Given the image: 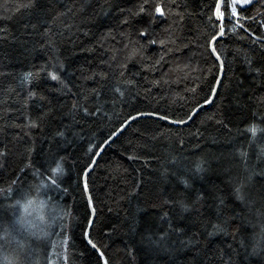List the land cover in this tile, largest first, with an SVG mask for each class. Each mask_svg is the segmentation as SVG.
I'll return each mask as SVG.
<instances>
[{
  "label": "snow or ice",
  "instance_id": "6c2138e0",
  "mask_svg": "<svg viewBox=\"0 0 264 264\" xmlns=\"http://www.w3.org/2000/svg\"><path fill=\"white\" fill-rule=\"evenodd\" d=\"M36 7V0H28L16 8L0 5V41H7L12 35L9 22L14 20L16 13L22 8L31 10ZM253 10L254 14H247ZM209 12L208 28L200 33L197 40L201 49L199 54L208 65L207 75L211 77L207 80V90L202 99H194L183 115L133 108L101 142H89L83 158L75 162L78 164L76 184L84 201L80 227L85 248L80 255L84 257L91 253L87 264H112L107 245L93 236L97 208L90 186L92 174L98 167V158L105 147L143 119L154 123L165 121L170 126H187L205 105H212L219 98L226 63H239L253 82H264V0H214ZM59 15L45 22L40 40L36 42L52 50L49 59L39 65H31L18 77L25 93L19 101L20 108L27 110L31 106L34 109L20 112V124L26 131L22 136L14 137V142H0V208L3 209L0 212V264H42V261L43 264H58L50 255H60L63 264H69V238L64 232L66 226L62 224L60 233L50 229L55 228L57 221L70 218L71 213L54 207L48 217L40 215L31 218V209L41 195H47L52 200L51 193L68 191L63 186L67 156L61 154L59 147L55 151L38 150L37 140L26 137L41 134L45 137L43 142L59 146L61 142L67 143L66 134L71 125L64 123L63 113H56L61 122L54 123L55 106L52 100L43 92L36 91L32 85L41 79L50 80L55 82V87H49L48 92L70 95L73 103L68 114L74 122L77 117L106 116L105 105L111 104L115 108L123 103L135 86L134 79L121 70L111 76L103 75L106 83L102 85V90L93 88L91 92L83 89L73 92L64 75L65 65L55 54L54 37L62 34L53 31ZM131 15L137 18V40H130L125 45V61L121 69H125L129 61L143 56L140 41L159 43L161 46L172 42L171 30H166L168 34L163 39L156 37L154 25L161 19L172 17L176 26L184 20V10L175 0H141ZM121 23L130 25L131 19L123 18ZM21 27L26 35H31L29 29L34 32L36 25L24 22ZM65 27L70 26L65 24ZM229 37L246 42L235 49L231 61L227 49L221 46ZM12 39L15 40V36ZM0 75L7 73L0 71ZM237 109L232 116L220 113L214 117L215 123L231 137L226 153L209 157L201 149L184 156V141L180 139L178 150L156 158L161 187L154 195L140 199L143 182L130 185L122 199L129 202L136 200L134 210L129 211L126 217L127 232L132 237L126 248L133 259L143 255L146 257L143 264H152L163 255L168 257L166 264H176L182 250L195 248L199 244L198 235L201 238L231 235L234 240L240 237V247L250 246L252 254L264 251V100L258 106H249L237 100ZM163 134L159 133L161 136ZM141 155L134 146L128 159L138 160ZM10 158L15 160V166L5 177L4 170L9 167ZM217 169L224 176L226 191H221L215 184L208 187L197 183ZM209 200L213 201L214 219H208L201 232L196 225L205 221L202 210ZM39 204L43 207L45 201L39 200ZM193 228L196 230L193 231ZM115 231L116 226H112L103 235L110 238ZM54 235H60L62 239L57 242L52 239ZM58 249L62 251L57 252Z\"/></svg>",
  "mask_w": 264,
  "mask_h": 264
},
{
  "label": "trees",
  "instance_id": "16d2710c",
  "mask_svg": "<svg viewBox=\"0 0 264 264\" xmlns=\"http://www.w3.org/2000/svg\"><path fill=\"white\" fill-rule=\"evenodd\" d=\"M28 0H0V5L16 8ZM34 9H21L10 21L12 35L7 41H0V71L7 75H0V142L9 143L14 137L22 136L23 129L20 121L21 111H33L30 106L27 110L20 108V99L25 94L19 84V74L31 65H39L49 59L51 49L36 44L44 30L45 22L57 16L53 31L58 34L54 37L56 42L55 54L65 65L66 80L73 92L83 89L91 92L93 88L102 90L106 83L103 75L111 76L121 70L135 81L131 95L115 108L111 104L105 105L107 115L102 118H85L74 122L69 115L73 103L70 95L58 92H48L49 87H55V82L41 79L32 87L48 95L55 106V122H61L56 113L64 114V123L71 125L66 134L67 143L43 142L45 137L37 134L36 147L47 152L55 151L59 147L62 155L67 156V171L64 178V187L67 192L51 193L52 200L47 195H41L36 206L31 210L45 213L48 217L54 207L71 213L63 222L57 221L55 233H60L62 224L68 236L69 264H87L91 255L82 257L85 243L81 235L80 224L84 216V201L76 184L75 162L82 159L89 142L99 143L106 138L120 123L127 112L133 108L146 111H160L171 115L186 113L192 106L194 99H202L207 90L208 65L199 54L197 40L200 33L208 28L209 9L214 0H175L176 4L184 10V20L179 25L174 24L172 17L161 19L154 25L157 39H163L168 32L173 31L172 42L161 46L143 44V56L135 61H129L125 69L121 64L125 61V45L130 40L136 41L135 28L137 18L132 12L140 5L141 0H36ZM251 11L247 14H254ZM30 12V14H29ZM123 18H130L131 24L121 23ZM30 22L36 25L31 35L24 33L21 25ZM227 24V20H225ZM69 25L70 27H65ZM15 36V40L12 39ZM243 40L235 37L225 38L222 47L228 51L229 61L232 53L238 46L245 45ZM35 45V48H33ZM194 90V91H193ZM237 100L249 106H258L264 100V82H253L248 74L242 70L239 63H226L223 76V87L220 96L214 104L202 109L187 126H170L165 121L152 122L143 119L128 128L114 142L105 147L98 158V167L92 174L90 186L96 200L97 219L93 231L94 238L107 245V252L112 257V264H143L146 257L143 255L133 259L128 255L126 245L132 237L127 232L126 217L133 211L136 200L129 202L122 199L133 182H143V192L140 199L155 194L161 187L157 171V157L171 151L178 150V141H184V156L203 149L209 157L226 153L231 139L226 130L215 123L214 117L223 113L232 116L238 111ZM6 101V103H4ZM20 109V111H17ZM213 117V119H210ZM233 123H236L233 120ZM171 128V131H169ZM35 131V130H34ZM160 132L164 134L159 135ZM75 134V135H74ZM216 142H213V141ZM199 145V147H197ZM141 153L138 160H129L128 155L133 147ZM15 166V160L10 158L9 167L4 170L7 177ZM198 184L210 187L215 184L221 191H226L224 176L219 170L209 173ZM166 187V185H164ZM39 200L45 201L43 207ZM213 201L209 200L202 210L205 221L196 225L202 232L204 224L213 217ZM111 209V211H109ZM3 209L0 208V212ZM116 226V231L110 238H105V230ZM193 228V231L196 230ZM60 241V235L52 237ZM199 244L182 250L176 264H264V251L252 254L251 247H240V237L234 240L231 235H215L211 238L197 236ZM58 249L57 252H61ZM60 255H50V258L63 264ZM168 257L161 256L152 264H166ZM43 264V261H42Z\"/></svg>",
  "mask_w": 264,
  "mask_h": 264
},
{
  "label": "rangeland",
  "instance_id": "374dc122",
  "mask_svg": "<svg viewBox=\"0 0 264 264\" xmlns=\"http://www.w3.org/2000/svg\"><path fill=\"white\" fill-rule=\"evenodd\" d=\"M31 211H32V213H33V216L31 217L32 219H35L36 217H38V216H40V215H44V216H45V213L42 212V210H40V211H37V210H31ZM60 260H62L61 257H60Z\"/></svg>",
  "mask_w": 264,
  "mask_h": 264
},
{
  "label": "water",
  "instance_id": "95a60500",
  "mask_svg": "<svg viewBox=\"0 0 264 264\" xmlns=\"http://www.w3.org/2000/svg\"><path fill=\"white\" fill-rule=\"evenodd\" d=\"M209 106H210V105H205V106L203 107V109H204V108H207V107H209Z\"/></svg>",
  "mask_w": 264,
  "mask_h": 264
}]
</instances>
